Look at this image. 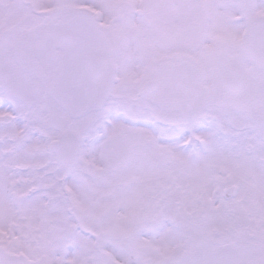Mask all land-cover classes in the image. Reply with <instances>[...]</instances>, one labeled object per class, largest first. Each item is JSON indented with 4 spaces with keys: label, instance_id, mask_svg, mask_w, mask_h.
<instances>
[{
    "label": "snow or ice",
    "instance_id": "1",
    "mask_svg": "<svg viewBox=\"0 0 264 264\" xmlns=\"http://www.w3.org/2000/svg\"><path fill=\"white\" fill-rule=\"evenodd\" d=\"M0 264H264V0H0Z\"/></svg>",
    "mask_w": 264,
    "mask_h": 264
}]
</instances>
